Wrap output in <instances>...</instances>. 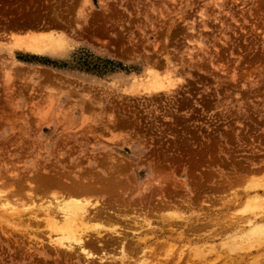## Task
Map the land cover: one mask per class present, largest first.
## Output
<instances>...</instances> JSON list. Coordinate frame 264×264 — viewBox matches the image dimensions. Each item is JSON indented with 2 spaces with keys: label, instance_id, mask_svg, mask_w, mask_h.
Segmentation results:
<instances>
[{
  "label": "rangeland",
  "instance_id": "374dc122",
  "mask_svg": "<svg viewBox=\"0 0 264 264\" xmlns=\"http://www.w3.org/2000/svg\"><path fill=\"white\" fill-rule=\"evenodd\" d=\"M263 183L264 0H0V264H264Z\"/></svg>",
  "mask_w": 264,
  "mask_h": 264
},
{
  "label": "bare ground",
  "instance_id": "6f19581e",
  "mask_svg": "<svg viewBox=\"0 0 264 264\" xmlns=\"http://www.w3.org/2000/svg\"><path fill=\"white\" fill-rule=\"evenodd\" d=\"M45 40L43 39L37 40L36 42L28 44L27 47L39 53L60 54L65 50L61 39L60 40H48L46 42ZM262 185H264V183L260 184L259 186H262ZM262 193L264 194V186H263ZM68 198H69L68 202L62 201L60 202L61 205H56V208L58 209V211L62 213L63 222L61 221L62 224L60 225L57 223L56 225L54 224L56 227L58 225V227L56 228L54 226L55 230L53 232L55 233V239L53 240V243H55L57 246L65 247L66 249H73V247H77L82 252H84L85 249L89 245L84 244V242H82V239L87 235L86 230L88 229L85 227L81 229L77 227V225L81 224L86 219L87 203L84 198L78 199L75 194L69 195ZM260 198L258 195L253 196L251 199V202H254V203L251 204L250 206L247 205L246 209H244L243 211V213L247 214L245 221H246V224L249 225V227L247 230H243L242 235L237 237L238 239H240L238 241V245H240V247L242 245H245V247L246 245H248L249 248H251L250 246H252L253 244H257L258 248L264 247V209L260 207V205L258 204V201H261ZM45 212H47V210ZM13 214L15 215V213ZM92 232H95L97 234L100 233L96 229L92 230Z\"/></svg>",
  "mask_w": 264,
  "mask_h": 264
}]
</instances>
